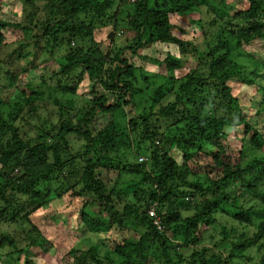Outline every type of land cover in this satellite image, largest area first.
Returning <instances> with one entry per match:
<instances>
[{"label": "trees", "instance_id": "1", "mask_svg": "<svg viewBox=\"0 0 264 264\" xmlns=\"http://www.w3.org/2000/svg\"><path fill=\"white\" fill-rule=\"evenodd\" d=\"M227 1L117 0L112 11L115 0H21V21L0 19V48L10 28L20 34L0 57V264H36L29 255L47 253L52 240L31 217L62 200L90 240L78 236L66 264H252V249L264 264V130L233 89L260 92L255 115L264 113L256 81L264 56L247 49L264 47V0ZM172 15L200 26L204 49L180 76L184 63L169 52L159 61L165 73L149 74L128 55L158 43L183 51L189 42L174 33ZM107 26L104 52L94 32ZM122 26L132 35L116 46ZM227 128L243 130L234 134L240 146ZM12 225L20 233L3 229ZM113 228L135 235L110 242Z\"/></svg>", "mask_w": 264, "mask_h": 264}, {"label": "rangeland", "instance_id": "2", "mask_svg": "<svg viewBox=\"0 0 264 264\" xmlns=\"http://www.w3.org/2000/svg\"><path fill=\"white\" fill-rule=\"evenodd\" d=\"M242 0H228L227 6L228 8L233 7L235 4H239ZM119 4L117 0L112 3V11L115 9H119ZM199 16L203 17L206 20V15L204 10H202ZM23 18V9H22V2L21 0H0V19L10 21V22H19ZM171 20L175 25L173 29L174 33L183 40L188 41L189 43L187 46L182 50L178 48L176 45H169V44H155L146 48L142 51V57L139 56H129V60L133 62L135 65L142 66L144 69L143 71L151 73H165L164 64L160 63L165 56L166 52L171 53L174 56L180 57L184 63V67L181 70L176 71V75L180 76L184 74L190 68H194L199 60L198 52L204 49V41L201 39V32L200 26L198 24L190 23L188 17L186 16H179V15H172ZM113 30L112 26H107L103 28H98L94 32L95 40L100 44L101 50L104 52L110 46V38L108 37V33ZM122 31V32H121ZM131 32L123 28H119L114 36V42L116 46H122L125 44L127 39H130ZM20 34L17 29H9L6 32V36L4 39V45L0 48V57L3 59L5 54L8 51H11L13 48H16L17 41L19 40ZM247 49L253 53L256 57L264 56V47L262 45H248ZM246 51V50H245ZM63 51L56 50L55 56L48 57V62L43 63L46 68H43V73L45 76H48L50 71L57 67L55 62V57H58ZM144 56L149 58H155L156 61L150 62L144 58ZM245 56V55H244ZM158 60V61H157ZM23 62V61H22ZM42 64V63H41ZM4 67H7V64H3ZM13 67V66H12ZM42 67V66H41ZM37 73V72H36ZM35 72H30L27 75V81L31 82L32 85H36L39 82L38 74ZM0 77L2 78V84L6 85L7 81L3 73H1ZM262 80V81H261ZM256 81L264 82V77H258ZM233 89L239 91L240 95L244 102V114L248 116L247 120L257 126L258 129L264 130V113L260 115H255V111L259 104V101L262 98V94L256 93L253 96H248V88L245 85L237 83L236 85L233 84ZM246 90V91H245ZM82 91V87L78 90V93ZM256 91V90H254ZM249 90V92H254ZM247 92V93H246ZM3 97H7L11 94V91L8 89H3L1 91ZM81 95V94H79ZM83 94L81 95V97ZM77 105L80 104V98H76ZM49 110H54L52 107H49ZM49 113L46 110H40L41 116H44ZM33 123V121H31ZM23 127V131L27 134H34L35 129L31 125H27L24 122L21 123ZM232 128H227V133L230 132ZM234 131L231 135H229L228 142L233 147L240 146L241 142L237 139L234 134H238L240 136L243 135V130L241 128L232 130ZM143 155H139L138 158ZM138 161H140L138 159ZM111 178L114 176H110ZM63 201V200H62ZM62 201H54L49 206L45 208H41L36 211L31 219L33 223L37 226L39 230L42 231L44 236L49 237L52 240V245L47 250V253H38L37 249L35 252H32L29 256L32 258L36 264H63L68 263L70 258L67 254L69 247L73 244L77 243L81 236L84 243L87 245L90 243L88 239V233H81L80 229L76 226L73 214H69V211L61 209ZM64 202V201H63ZM97 210V208H94ZM228 223H233L231 219L228 220ZM4 230H7L11 233L18 232L20 230L17 226H10V227H3ZM132 229H121V228H113L110 231V242L113 240L114 242H120L122 239L127 237H133ZM135 235V234H134ZM206 243V242H205ZM208 244V243H206ZM189 253V251L187 252ZM248 253V251H247ZM249 256L252 257V264H254L258 260V253L252 249L249 253ZM240 260V259H238ZM248 264V263H247Z\"/></svg>", "mask_w": 264, "mask_h": 264}, {"label": "built area", "instance_id": "3", "mask_svg": "<svg viewBox=\"0 0 264 264\" xmlns=\"http://www.w3.org/2000/svg\"><path fill=\"white\" fill-rule=\"evenodd\" d=\"M148 214L151 217L154 218L153 223L156 224V225H158V228H160V226H159V218L156 216V213H155V210L153 209V207L148 210Z\"/></svg>", "mask_w": 264, "mask_h": 264}, {"label": "clouds", "instance_id": "4", "mask_svg": "<svg viewBox=\"0 0 264 264\" xmlns=\"http://www.w3.org/2000/svg\"><path fill=\"white\" fill-rule=\"evenodd\" d=\"M139 160H140V162H143V161H145L147 158H146V156H140L139 158H138Z\"/></svg>", "mask_w": 264, "mask_h": 264}]
</instances>
